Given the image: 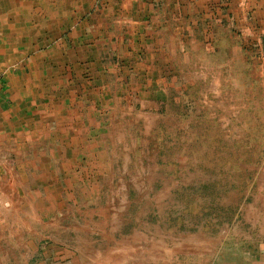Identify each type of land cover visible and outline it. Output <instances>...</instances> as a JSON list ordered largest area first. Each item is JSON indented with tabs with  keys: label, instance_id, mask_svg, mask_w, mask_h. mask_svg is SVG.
I'll list each match as a JSON object with an SVG mask.
<instances>
[{
	"label": "crops",
	"instance_id": "crops-1",
	"mask_svg": "<svg viewBox=\"0 0 264 264\" xmlns=\"http://www.w3.org/2000/svg\"><path fill=\"white\" fill-rule=\"evenodd\" d=\"M43 1L51 47L0 51V264H86L65 218L98 234L89 206L121 113L264 69V0ZM247 264H264V243Z\"/></svg>",
	"mask_w": 264,
	"mask_h": 264
},
{
	"label": "rangeland",
	"instance_id": "rangeland-1",
	"mask_svg": "<svg viewBox=\"0 0 264 264\" xmlns=\"http://www.w3.org/2000/svg\"><path fill=\"white\" fill-rule=\"evenodd\" d=\"M41 2L0 0V51L51 47L55 32L39 24ZM263 70L241 66L222 86L121 113L100 198L89 206L101 210L98 234L65 218L64 238L80 247V262L198 264L207 251L208 264L212 252L220 263L256 257L264 243ZM92 239L96 256H88ZM116 242L127 247L112 249Z\"/></svg>",
	"mask_w": 264,
	"mask_h": 264
}]
</instances>
